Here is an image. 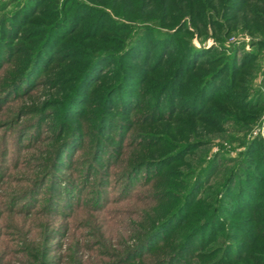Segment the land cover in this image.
Returning a JSON list of instances; mask_svg holds the SVG:
<instances>
[{"label":"rangeland","instance_id":"374dc122","mask_svg":"<svg viewBox=\"0 0 264 264\" xmlns=\"http://www.w3.org/2000/svg\"><path fill=\"white\" fill-rule=\"evenodd\" d=\"M263 161L264 0H0V264H264Z\"/></svg>","mask_w":264,"mask_h":264},{"label":"trees","instance_id":"16d2710c","mask_svg":"<svg viewBox=\"0 0 264 264\" xmlns=\"http://www.w3.org/2000/svg\"><path fill=\"white\" fill-rule=\"evenodd\" d=\"M187 8H190V5L189 6H187ZM204 8H207V7H204ZM94 56L96 57L97 56V54H94ZM94 57V58H95ZM197 65H195V67L193 68V69H197ZM177 69V68H176ZM220 69H222V67L221 68H217V70H219L220 71ZM223 69H225V68H223ZM234 72L236 73V70H234V69H232V68H230V72H229V75H233L234 74ZM212 73H215V71L214 72H212ZM209 76H214V74H210ZM233 79V78H232ZM207 80V79H206ZM257 147V146H256ZM261 155V154H260ZM261 157V156H260ZM257 161H260V159H257ZM264 162V161H263ZM261 163H262V160H261ZM262 169V166H259V167H256L255 166V168H254V166L253 167H251V170H253L252 171V173H249V174H251L252 176L250 177L249 176V174L248 173H246V174H244L243 176L245 177L244 179L245 180H243L242 181V183L243 184H239V186H237L238 188H237V192L238 191H240V192H238L237 193V198H239L240 200H241V198H242V196L243 197H248L249 199H251V196H253V188H252V186L254 187V185H257V184H260L259 182H261L260 180H261V177H262V172H260L259 171V169ZM247 177H249V178H247ZM255 180V181H257L255 184H252V186H250V184H249V182L251 181V180ZM244 201H246V200H244ZM247 204V205H246ZM250 203L249 202H246V203H244V207H246V208H249L250 207ZM199 233H200V231L199 232H197V235H199ZM183 249V248H182ZM182 250H180V251H175V252H173L172 254H169L168 256H166V257H163V258H161V259H159V260H157V262L155 263V264H170L171 263V255H179V253L181 252ZM138 256V257H137ZM137 256H133V257H131V260H128V262L127 263H129V262H135V260L136 259H143V257H144V255L142 254V255H137ZM136 257V258H135ZM127 263H123V264H127ZM145 264V263H144Z\"/></svg>","mask_w":264,"mask_h":264}]
</instances>
